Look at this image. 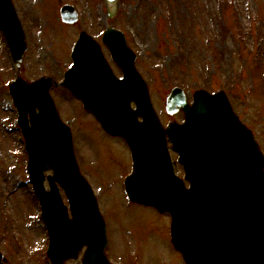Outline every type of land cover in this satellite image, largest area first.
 Segmentation results:
<instances>
[{
  "label": "water",
  "instance_id": "1",
  "mask_svg": "<svg viewBox=\"0 0 264 264\" xmlns=\"http://www.w3.org/2000/svg\"><path fill=\"white\" fill-rule=\"evenodd\" d=\"M13 8L11 0H0V27L20 68L27 45ZM114 11L109 10L108 16ZM76 15L71 6L61 8L64 22L73 24ZM86 35L78 36L63 85L104 131L123 138L129 146L132 170L124 179L129 200L169 214L170 240L185 264H264V158L225 92L197 90L190 104L182 89H171L164 104L166 113L182 112L184 122H170L163 128L124 34L108 27L102 37L122 71L121 79L113 75L99 46ZM51 79L17 78L9 88L28 153L29 179L49 232L46 256L50 264H66L83 251L81 264H111L105 253V222L90 185L79 172L71 130L60 121L49 94L48 89L57 85ZM165 136L178 153L183 178L174 174ZM49 170L52 174L45 177ZM45 178L49 190L43 184ZM2 260L0 255V264Z\"/></svg>",
  "mask_w": 264,
  "mask_h": 264
},
{
  "label": "rangeland",
  "instance_id": "2",
  "mask_svg": "<svg viewBox=\"0 0 264 264\" xmlns=\"http://www.w3.org/2000/svg\"><path fill=\"white\" fill-rule=\"evenodd\" d=\"M12 2L27 33L24 78L45 75L61 81L79 31L98 39L107 22L126 34L163 125L181 119L164 111V99L174 86L183 88L190 101L197 89L224 90L264 154V0H120L116 16L108 21L104 0ZM64 4L79 13L73 26L60 21ZM1 39L0 34V249L10 264H48V234L27 180V155L7 92L17 71ZM51 95L71 128L80 172L98 199L109 260L181 264L171 250L168 215L130 203L125 195L122 179L131 160L124 142L106 135L65 88L57 87ZM176 171L181 173L180 168Z\"/></svg>",
  "mask_w": 264,
  "mask_h": 264
},
{
  "label": "flooded vegetation",
  "instance_id": "3",
  "mask_svg": "<svg viewBox=\"0 0 264 264\" xmlns=\"http://www.w3.org/2000/svg\"><path fill=\"white\" fill-rule=\"evenodd\" d=\"M104 53H105V51H104ZM156 263H154V264H163L162 262H158V261H155Z\"/></svg>",
  "mask_w": 264,
  "mask_h": 264
}]
</instances>
